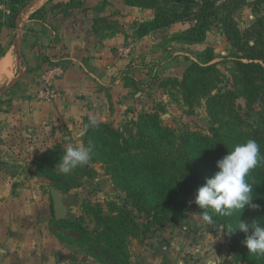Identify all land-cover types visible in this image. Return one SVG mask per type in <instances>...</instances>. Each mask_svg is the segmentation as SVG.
Listing matches in <instances>:
<instances>
[{"label": "trees", "instance_id": "16d2710c", "mask_svg": "<svg viewBox=\"0 0 264 264\" xmlns=\"http://www.w3.org/2000/svg\"><path fill=\"white\" fill-rule=\"evenodd\" d=\"M124 1L129 6L154 10L151 20L137 23L138 37L187 22L188 27L171 38L195 44L205 41L209 32L221 26L231 47L232 79L231 86L221 87L223 73L213 62V47L203 51L201 61H189L181 79H172L179 100L187 107L193 109L204 100L210 118L208 133L186 130L178 134L164 125L156 109L140 113L131 133H123L107 122L90 128L80 139L93 146L91 161L74 169L73 174L59 172L66 147L56 145L36 159V174L63 193L72 185L73 177L95 173L92 164L96 162L105 165L114 184L125 193L122 205L114 204L110 210L87 207L94 224L91 230L77 221L51 220L52 230L61 241L79 246L100 264H132L128 237L180 220L190 200L194 203L198 188L218 170L216 162L236 145L255 140L264 155V13L254 12L244 29L237 19L246 7L255 10L264 0ZM244 108L252 115L245 116ZM86 123L88 117L82 127ZM246 179L253 185L251 203L259 207L246 205L231 217L213 215L215 225L236 227L239 216L248 222L257 219L264 225V161ZM132 210L144 213L148 224L138 223ZM229 239L237 264H264V255L248 251L243 231L237 229Z\"/></svg>", "mask_w": 264, "mask_h": 264}, {"label": "crops", "instance_id": "0c3cea01", "mask_svg": "<svg viewBox=\"0 0 264 264\" xmlns=\"http://www.w3.org/2000/svg\"><path fill=\"white\" fill-rule=\"evenodd\" d=\"M153 16L124 0H9V13L0 11V264H100L54 234L53 187L35 160L62 140L80 141L89 115H130L133 86L157 61L180 76L172 58L192 45L134 37V25ZM55 68L49 86L58 96L39 98L43 74Z\"/></svg>", "mask_w": 264, "mask_h": 264}, {"label": "rangeland", "instance_id": "374dc122", "mask_svg": "<svg viewBox=\"0 0 264 264\" xmlns=\"http://www.w3.org/2000/svg\"><path fill=\"white\" fill-rule=\"evenodd\" d=\"M256 6L255 10L250 6L246 7L237 16L242 29L246 28L253 20L254 12L264 13V1ZM137 23L134 25V37L137 36ZM187 27V22H179L153 33L159 39L158 44H162L161 46L173 42H176L175 44L182 42L193 46L192 48L189 47L183 55H170L171 57L174 56L172 59L177 56L180 57V64L177 61L174 65L180 69L183 68L182 72L179 70L180 76L165 75L163 70L162 72L159 70L163 64L162 61H157L156 64L159 63V66L153 69L152 74L150 73L149 80L146 83L138 82L139 85L133 86V91L137 92L138 90L140 92L137 93V96H134L135 92H131L132 97L127 102L128 108L123 110L130 111L131 114L128 116L125 114L124 117L122 114L120 120H116V122H103L113 124L123 133H131L133 132V121L137 119L140 113L153 112V110L158 109L162 114L164 125L175 129L178 134L186 130L209 132L210 118L204 100L193 109L187 107L183 101L179 100L177 90L173 88L172 79H181L189 61H201L203 51L208 47H213L215 51L213 62H216L217 67L223 73L224 81L220 85L226 89L231 86L232 79V63L229 58L231 47L221 26H217L215 31L209 32L206 40L202 43L188 44L182 40L171 38L172 35ZM134 109L136 110L135 113ZM243 112L245 116L252 115L247 108H244ZM79 140H62L57 145L67 147L69 144L81 143L80 138ZM54 146L56 144L47 147L45 150ZM92 168L95 173L90 176L79 174V176L73 177L72 185L67 187L64 192L69 208L65 219L80 222L88 230L94 228L91 215L87 211L88 206H100L105 210H110L114 204L122 205V200L125 199V193L114 184L105 165L96 162L92 164ZM49 185L51 186L50 182ZM132 211L138 223L148 224L149 219L144 213L138 210ZM201 216L202 212L190 200L188 209L180 220L167 223L165 226L155 225L147 234L129 236L130 262L132 264H219V261L225 257H230L237 264L230 250L229 236L225 232H220L218 225H215L216 229L214 226L208 228Z\"/></svg>", "mask_w": 264, "mask_h": 264}, {"label": "clouds", "instance_id": "9594fccd", "mask_svg": "<svg viewBox=\"0 0 264 264\" xmlns=\"http://www.w3.org/2000/svg\"><path fill=\"white\" fill-rule=\"evenodd\" d=\"M103 121L95 115H89L88 123L78 131L77 136L83 138L90 128H98ZM93 146L84 143L69 144L60 158L59 172L70 174L77 167H84L91 161ZM262 161L258 143L249 139L238 144L233 150L216 162L217 171L206 178L199 187L194 203L202 209V221L208 226H215L213 215L231 217L235 211H241L246 205L258 208L251 203L253 200V185L247 181L251 171ZM239 229L246 234L244 244L249 252L264 255V225L257 219L250 222L240 219L236 227L231 224L220 225L219 231L231 236Z\"/></svg>", "mask_w": 264, "mask_h": 264}, {"label": "water", "instance_id": "95a60500", "mask_svg": "<svg viewBox=\"0 0 264 264\" xmlns=\"http://www.w3.org/2000/svg\"><path fill=\"white\" fill-rule=\"evenodd\" d=\"M51 196L53 203L54 218L57 220L65 219L69 212L65 194L62 191L53 187L51 188ZM219 264H235V262L230 257H225L223 260L219 261Z\"/></svg>", "mask_w": 264, "mask_h": 264}, {"label": "built area", "instance_id": "2783aa9c", "mask_svg": "<svg viewBox=\"0 0 264 264\" xmlns=\"http://www.w3.org/2000/svg\"><path fill=\"white\" fill-rule=\"evenodd\" d=\"M0 11L3 14L9 13V0H0ZM125 52L124 54H126ZM51 70V71H50ZM49 71L45 72L43 74V86L40 90L37 92V96L39 98H47V99H54L58 96L57 91L54 90L52 87L49 86V83L52 79L56 77V75L59 74L58 70L50 69Z\"/></svg>", "mask_w": 264, "mask_h": 264}]
</instances>
